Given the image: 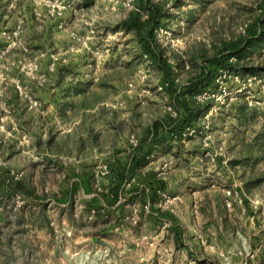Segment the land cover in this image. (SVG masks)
I'll return each mask as SVG.
<instances>
[{"label":"rangeland","instance_id":"1","mask_svg":"<svg viewBox=\"0 0 264 264\" xmlns=\"http://www.w3.org/2000/svg\"><path fill=\"white\" fill-rule=\"evenodd\" d=\"M69 1L55 17L47 0H0V264H264V41L197 96L181 139L114 189L112 165L177 108L120 28L133 4ZM154 1L177 85L261 14L260 0Z\"/></svg>","mask_w":264,"mask_h":264},{"label":"trees","instance_id":"2","mask_svg":"<svg viewBox=\"0 0 264 264\" xmlns=\"http://www.w3.org/2000/svg\"><path fill=\"white\" fill-rule=\"evenodd\" d=\"M138 9L131 10L120 23V28L126 32H134L142 51L158 65L163 73V84L170 92L177 108V115H169L164 119L155 120L148 129L147 136L141 141L125 162H120L112 170L116 174L114 189L127 182L137 170L139 163L147 159L162 141L175 138L181 139L185 131L197 120L200 109L196 107L195 99L199 94L209 92L217 84L219 72L224 68H233L232 57L244 58L245 51L253 45H261L264 41V0H260L261 14L252 20L246 32L239 39L223 43L218 54L207 57L201 64L199 73L188 82L177 85L172 79V64L164 56L157 38V30L168 19V11L154 0H134Z\"/></svg>","mask_w":264,"mask_h":264},{"label":"crops","instance_id":"3","mask_svg":"<svg viewBox=\"0 0 264 264\" xmlns=\"http://www.w3.org/2000/svg\"><path fill=\"white\" fill-rule=\"evenodd\" d=\"M81 9H82V5H75L67 14H66V16L63 18L64 19V23L63 22H61L62 24H64L63 25V30H62V35H65L64 37H65V39H66V37H68V38H71L72 37V34L74 33V34H78V30H79V28H77V16H78V14H74V18H73V16H72V14L73 13H76V12H78V11H81ZM67 17H69V19H67ZM111 23V21L109 20L108 21V30H109V32L111 31V27L113 28V29H115V27H116V22L114 23V25H111L110 24ZM58 27L59 28H61L59 25H58ZM56 28H54V32H51V34L53 35L52 36V40L55 42V40H54V35H56ZM72 33V34H71ZM72 41V40H71ZM70 39H69V41L68 42H66V44H65V42H63V47H65V46H67V44H69L70 42ZM56 43V42H55ZM75 48V49H74ZM71 49H73V50H75L77 53L79 52V48H76L75 46H73L72 48L70 47V50ZM82 50V49H81ZM69 51V50H68Z\"/></svg>","mask_w":264,"mask_h":264},{"label":"built area","instance_id":"4","mask_svg":"<svg viewBox=\"0 0 264 264\" xmlns=\"http://www.w3.org/2000/svg\"><path fill=\"white\" fill-rule=\"evenodd\" d=\"M129 5L131 6V4H133V9H138L135 5V1L134 0H128ZM71 4L69 0H47V7L49 8V12L52 16L55 17H62L65 12L70 8ZM162 29V27H161ZM145 56H147V54H145ZM206 93V92H205ZM174 116L177 115V111L174 112L173 114ZM107 166H105L104 168H106ZM105 173V172H103Z\"/></svg>","mask_w":264,"mask_h":264}]
</instances>
